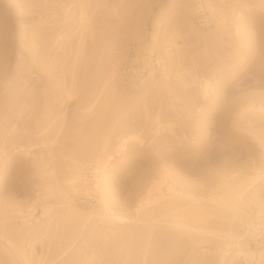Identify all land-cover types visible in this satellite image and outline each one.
Wrapping results in <instances>:
<instances>
[{"label": "rangeland", "instance_id": "374dc122", "mask_svg": "<svg viewBox=\"0 0 264 264\" xmlns=\"http://www.w3.org/2000/svg\"><path fill=\"white\" fill-rule=\"evenodd\" d=\"M249 128L264 134V0H0V264L212 259L218 237L135 204L161 179L216 206L264 166ZM103 200L140 220L108 223Z\"/></svg>", "mask_w": 264, "mask_h": 264}, {"label": "bare ground", "instance_id": "6f19581e", "mask_svg": "<svg viewBox=\"0 0 264 264\" xmlns=\"http://www.w3.org/2000/svg\"><path fill=\"white\" fill-rule=\"evenodd\" d=\"M84 16L82 13L81 19L85 22L86 17L84 19ZM201 85L203 95L211 96L212 83L205 80ZM252 105L248 103L245 107L237 110L235 118L240 124L248 113H255L251 110ZM157 124L167 131L173 130V125L169 122L159 120ZM249 132L258 141L264 164V134L252 128H249ZM138 137L136 134L122 137L117 146L118 151L125 149L131 141L141 139ZM23 151L28 155V151ZM101 166L103 167L102 164ZM77 179L78 176L74 175L67 179V182L75 185ZM236 180V182H223L222 187L215 191V196L211 198L216 204V206H212L205 204L202 200L194 202L198 199H195L190 192L177 189L176 186L169 182L166 183L165 180L155 179L144 196L138 199L134 211L135 214L140 215L147 207L155 203L162 205L164 203V206H161L163 211L161 210L155 219L159 218L158 221L162 220V222L170 221V224L166 223L170 226L169 228L177 229L179 232L185 231L188 232L187 234L191 233L195 236L210 234L218 237L214 249L206 251L210 252L212 259L204 260L202 264H242V262L243 264H264V244L259 248H253L247 241L251 239L258 242L260 238L264 237V166H256L253 174L238 176ZM258 186H261L262 192L257 188ZM101 203V211L98 214L110 224L118 225L119 222L140 220L131 219L129 214L117 211L105 200ZM52 207V203H46L42 208L41 214L46 219L50 218ZM164 215L171 216L172 221L168 220L170 217H166V220L160 219ZM216 215H219L220 223L225 226L223 229L206 226L207 219ZM155 219L154 221H157ZM61 222L62 228L65 227L67 220L63 219ZM72 235H75V231ZM178 243L181 245V242ZM175 244L172 248L176 246Z\"/></svg>", "mask_w": 264, "mask_h": 264}]
</instances>
